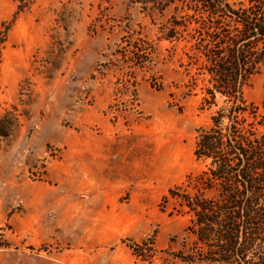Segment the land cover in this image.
<instances>
[{
	"label": "rangeland",
	"instance_id": "rangeland-1",
	"mask_svg": "<svg viewBox=\"0 0 264 264\" xmlns=\"http://www.w3.org/2000/svg\"><path fill=\"white\" fill-rule=\"evenodd\" d=\"M170 12L0 0V116L18 117L0 141V264H188V217L162 196L199 170L215 106L157 32ZM244 98L264 112V66Z\"/></svg>",
	"mask_w": 264,
	"mask_h": 264
},
{
	"label": "trees",
	"instance_id": "trees-1",
	"mask_svg": "<svg viewBox=\"0 0 264 264\" xmlns=\"http://www.w3.org/2000/svg\"><path fill=\"white\" fill-rule=\"evenodd\" d=\"M134 1L171 9L157 32L180 44L188 85L200 81L201 105L215 106L196 130L199 170L162 196L188 217L189 240L174 254L188 264H264V112L244 98L264 66V0ZM17 125L15 113L1 115L0 141Z\"/></svg>",
	"mask_w": 264,
	"mask_h": 264
}]
</instances>
